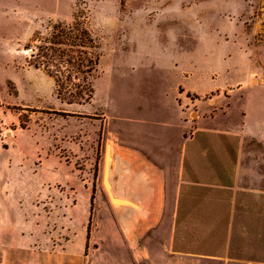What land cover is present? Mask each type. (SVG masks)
I'll use <instances>...</instances> for the list:
<instances>
[{"label":"rangeland","instance_id":"374dc122","mask_svg":"<svg viewBox=\"0 0 264 264\" xmlns=\"http://www.w3.org/2000/svg\"><path fill=\"white\" fill-rule=\"evenodd\" d=\"M75 17L98 41L101 58L92 100L67 104L25 47L49 23L70 25ZM252 68L259 74L247 75ZM261 68L264 0H0L1 264H133V244L117 230L124 209L111 200L118 199L112 149L125 139L149 144L164 131L178 84H263ZM217 95L187 96L203 106ZM220 95L226 104L229 93ZM242 95L264 106V86ZM224 121L239 123L235 108L205 124ZM252 208L260 209L258 199ZM262 211L264 234V198ZM255 218L247 215L260 225Z\"/></svg>","mask_w":264,"mask_h":264},{"label":"crops","instance_id":"0c3cea01","mask_svg":"<svg viewBox=\"0 0 264 264\" xmlns=\"http://www.w3.org/2000/svg\"><path fill=\"white\" fill-rule=\"evenodd\" d=\"M254 72L259 74L252 68L247 75ZM258 82L207 83L201 89L180 83V93L171 90L172 118L164 131L149 144L125 139L112 149V189L127 202L117 208L124 209L117 230L124 244H133V264H264V158L259 157L264 106L242 95L245 88L264 86ZM224 91L229 96L221 105ZM212 92H218L217 100L207 99L203 106L187 96ZM188 105L196 110L192 120L186 116ZM234 108L239 125L205 124L230 115ZM248 141L256 145L248 147ZM254 199L260 201L255 211ZM247 215L256 216L260 225L252 226Z\"/></svg>","mask_w":264,"mask_h":264},{"label":"trees","instance_id":"16d2710c","mask_svg":"<svg viewBox=\"0 0 264 264\" xmlns=\"http://www.w3.org/2000/svg\"><path fill=\"white\" fill-rule=\"evenodd\" d=\"M25 50L30 64L53 80L58 99L67 104L92 100L101 52L84 21L49 23L45 35L36 33Z\"/></svg>","mask_w":264,"mask_h":264},{"label":"water","instance_id":"95a60500","mask_svg":"<svg viewBox=\"0 0 264 264\" xmlns=\"http://www.w3.org/2000/svg\"><path fill=\"white\" fill-rule=\"evenodd\" d=\"M110 157L107 155V157H106V164H105V174H104V180H106V178H107V171H108V163L110 162ZM106 184H107V187H108V189L110 188V186H109V184H108V182H107V180H106ZM111 197V196H110ZM111 200H112V202H113V204L115 205V206H118V205H120V204H127V202H125V201H121V200H118V199H113L112 197H111Z\"/></svg>","mask_w":264,"mask_h":264},{"label":"bare ground","instance_id":"6f19581e","mask_svg":"<svg viewBox=\"0 0 264 264\" xmlns=\"http://www.w3.org/2000/svg\"><path fill=\"white\" fill-rule=\"evenodd\" d=\"M108 156H109V154H108ZM104 185H105L107 191L109 192V189H108L107 184H106V180H104ZM109 194H110V193H109Z\"/></svg>","mask_w":264,"mask_h":264}]
</instances>
